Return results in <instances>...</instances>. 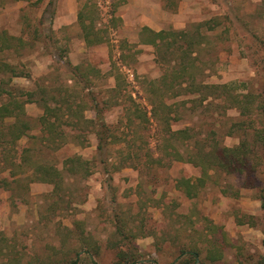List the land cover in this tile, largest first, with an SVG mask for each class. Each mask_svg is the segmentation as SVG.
<instances>
[{
  "label": "rangeland",
  "instance_id": "1",
  "mask_svg": "<svg viewBox=\"0 0 264 264\" xmlns=\"http://www.w3.org/2000/svg\"><path fill=\"white\" fill-rule=\"evenodd\" d=\"M160 1L168 13L165 31L193 30L194 25L205 22L197 50L198 80L229 83L237 92H262L264 0H182L181 10L180 0ZM77 2L78 10L86 11L87 22L93 19L97 25L106 23L108 31L104 35L109 44L85 46L77 19L60 24L63 19L58 18V11L63 0H53L51 5L48 0H0V30L17 37L12 41L17 49L1 51L0 59L20 61L30 73V78L15 77L13 83L31 89L45 75L52 80L58 77L55 73L63 77L62 70H55L57 64L61 65L56 63L60 47L66 49L64 55L72 64L90 62L103 72L108 71L112 58L126 75L133 95L150 109L144 92L149 81L160 76L161 67L155 62L154 47L136 42L139 26L134 14L126 13L125 20L119 19L125 13L119 0ZM166 41L159 45L158 52L164 60L173 57ZM182 97L169 101L179 115L172 123L173 129L190 126L206 132L212 127L224 145L237 143L236 133L225 135L228 125L237 118L235 109L223 110L219 100L195 106L184 98L183 104ZM25 109L33 124L29 135L37 134L36 120L41 108L32 102ZM85 114L94 116L92 110ZM120 115V109L113 108L107 112V119L115 121ZM158 127L154 123L150 130L137 127L136 131L148 136ZM30 136L22 137L17 147L29 145L35 157L59 166L68 155L90 158L95 152L96 139L92 134L87 146L70 144L58 151L31 143ZM151 145H155L153 137ZM117 172L111 178L95 171L85 180H71L73 203L68 210L48 209L47 195L52 186L44 182L29 183L22 199L16 198L15 190L0 188V264L9 263L10 259L19 264H64L77 250L84 257V264H91L89 257L99 264H117L118 259L124 263L129 259L127 253L134 250L140 260L136 264H176L185 257H178L179 245H189L192 239L200 237L196 240L203 255L212 248L213 245L201 243L204 236L211 237L209 227L216 229L212 237L219 253L218 258L209 259L211 263L258 264L264 256V211L254 192L241 187L237 178L221 174L215 178L218 182H207L197 196L188 198L174 187L177 177L194 179L199 174V169L188 163L174 162L143 176L132 168ZM138 183L142 184L141 190ZM222 186L228 188L222 190ZM114 221L117 225L124 221L128 234H118Z\"/></svg>",
  "mask_w": 264,
  "mask_h": 264
},
{
  "label": "trees",
  "instance_id": "2",
  "mask_svg": "<svg viewBox=\"0 0 264 264\" xmlns=\"http://www.w3.org/2000/svg\"><path fill=\"white\" fill-rule=\"evenodd\" d=\"M52 3L53 0H49L48 5ZM118 4L114 5L115 8ZM86 15L83 9L77 14L85 45L109 44L104 35L108 31L106 23L97 25L93 19L87 22ZM49 20L52 22V17ZM203 24L205 22L194 25L193 30L154 32L142 29L140 40L154 47L155 62L161 67L160 76L150 80L149 88L144 92L150 109L133 95L126 75L112 58L108 71L103 72L90 62L72 64L64 55L66 49L58 47L60 54L56 63L61 65L57 64L55 70H62L63 77L61 73H55L58 77L52 80L45 75L31 89L12 82L13 77L30 78L23 63L0 59V188L15 190L16 198L22 199L29 183L47 182L53 185L48 195V209L68 210L73 203L69 183L74 178L84 180L95 171L111 178L113 172L124 167L134 168L143 176L154 169L170 167L174 162H185L199 169L194 179L184 176L175 179V189L186 197L197 196L207 182H218L223 174L237 178L241 187L252 190L264 211V75L261 93L252 90L237 92L229 83L198 80L197 50L202 42L200 29ZM145 33L148 36H143ZM47 39L51 40V37L47 36ZM13 40L17 37L0 30L1 50L15 49ZM165 41L173 56L167 60L160 59L158 54L159 45ZM179 96H183V104L184 98H189L195 106L219 100V107L223 110L235 109L237 118L228 125L225 135L236 133L237 143L224 145L212 127L206 132L190 126L173 129L172 123L179 115L169 101ZM30 102L41 108L36 120L38 133L31 136L29 132L33 124L25 109ZM113 108H119L121 115L117 120L109 121L107 112ZM87 110L94 112L92 118L86 116ZM154 123L159 127L151 135L144 136L136 131L137 127L150 130ZM90 134L96 139L93 156L68 155L60 166L35 157L29 145L17 147L23 136H30L31 143H39L49 151H58L70 144L85 147ZM151 137L155 140L154 146ZM141 186L138 183V189L141 190ZM226 188L228 186L222 190ZM118 220L121 221L119 217ZM114 224L118 234H128L124 221L119 225L114 221ZM208 230L211 237L204 236L201 243L213 245L212 248H207L203 255V248L196 240L200 237L192 239L189 245H179L178 257H185L176 264H213L209 259L219 256L216 239L212 237L216 229L209 227ZM128 231L131 234V229ZM262 242L264 245V238ZM127 256L129 259H125V264L140 261L135 250L128 252ZM83 258L77 250L64 264H84ZM89 258L91 264H99L95 258ZM119 261L117 264H124ZM6 264H19V261L10 259ZM258 264H264L263 255Z\"/></svg>",
  "mask_w": 264,
  "mask_h": 264
},
{
  "label": "crops",
  "instance_id": "3",
  "mask_svg": "<svg viewBox=\"0 0 264 264\" xmlns=\"http://www.w3.org/2000/svg\"><path fill=\"white\" fill-rule=\"evenodd\" d=\"M48 2H49V0H48ZM120 6H122L123 12H125V13L121 14L119 16V19L123 18L125 20V17H127V15L130 12H132L134 14L135 22H137V25L139 26L138 27L139 28V30H138V36L139 37L138 38L139 39L136 42L139 41L140 44H144L140 40L142 38L141 32H142L143 28H148L154 32H160L163 30L165 31L163 25L165 23V19L168 18V13L166 11V6L162 5L160 0H124L123 2H121ZM178 7H179V10L182 9V0L179 1ZM79 10H80V8H79ZM79 10H78L77 0H63L61 11H58V18L63 19L62 23H60V24H67L68 22L73 23L75 21V19H77V14H78ZM126 13H127V15H126ZM53 20H54V24H56L57 17L54 18ZM77 23H78V20H77ZM1 30L6 31L5 29H1ZM145 35L148 36L146 33L143 36H145ZM15 49H17V48H15ZM4 50H6V49H4ZM4 50L0 49V52L4 51ZM13 78H15V77H13ZM30 103H32V102H30ZM25 107H26V105H25ZM124 168H131V167H124ZM124 168H121V169H124ZM132 169H134V168H132ZM116 173L118 174L119 172H117V171L113 172L111 174V176L113 177ZM137 174L139 175L138 171H137ZM33 182H36V181H33ZM33 182H31V183H33ZM44 183H47V182H44ZM47 184H50V183H47ZM50 185L52 186V188H51L50 192L48 193V195L51 193V191L53 189V185L52 184H50Z\"/></svg>",
  "mask_w": 264,
  "mask_h": 264
}]
</instances>
